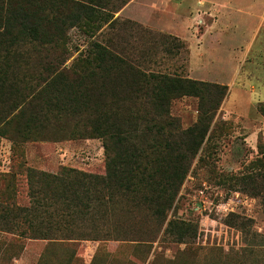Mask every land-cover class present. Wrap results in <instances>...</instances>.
Wrapping results in <instances>:
<instances>
[{
    "label": "trees",
    "instance_id": "16d2710c",
    "mask_svg": "<svg viewBox=\"0 0 264 264\" xmlns=\"http://www.w3.org/2000/svg\"><path fill=\"white\" fill-rule=\"evenodd\" d=\"M130 1L0 0V138L37 142L63 128L72 140H100L105 154L104 175L28 169L30 207L22 209L13 177H0V222L20 239L132 242L145 254L161 232L173 243L196 239L194 225L168 217L214 133L226 87L144 71L99 41ZM72 30L85 38V49H71ZM184 97L197 100L199 114L186 129L171 114ZM240 183L255 197L264 191V178ZM243 220L227 222L245 237L236 253L258 261L264 236L245 231Z\"/></svg>",
    "mask_w": 264,
    "mask_h": 264
},
{
    "label": "rangeland",
    "instance_id": "374dc122",
    "mask_svg": "<svg viewBox=\"0 0 264 264\" xmlns=\"http://www.w3.org/2000/svg\"><path fill=\"white\" fill-rule=\"evenodd\" d=\"M215 1L226 6L217 9ZM131 2L114 14L112 26L97 34L99 41L122 51L144 71L226 87L212 124L214 133L203 143L168 217L194 225L196 239L178 244L161 232L145 254L143 246L132 242L50 244L20 239L7 230L9 222L1 221L0 264H264V254L257 261L236 253L244 236L227 224L242 218L245 231L264 236V191L255 197L250 186L246 192L240 183L241 177L264 178V0ZM185 29L192 34L181 37ZM215 30L226 32L229 43L236 45L215 47ZM70 38L72 50L85 49L80 32L72 30ZM171 114L186 129L198 118V102L181 98ZM64 131L54 128V136L43 141L15 145L0 138V177H13L19 208L30 207L28 169L105 174L102 142L72 140Z\"/></svg>",
    "mask_w": 264,
    "mask_h": 264
},
{
    "label": "crops",
    "instance_id": "0c3cea01",
    "mask_svg": "<svg viewBox=\"0 0 264 264\" xmlns=\"http://www.w3.org/2000/svg\"><path fill=\"white\" fill-rule=\"evenodd\" d=\"M159 1V0H158ZM131 3H140V0H132V2ZM196 6V5H195ZM214 5H212V7H213ZM215 6L217 7V9H218V6H226V4H225V2H219V1H215ZM210 16H212V14H210ZM210 18H213V17H210ZM215 24H216V19H215ZM165 28H167L168 30L169 29H173V30H175L176 29V25H166V26H164ZM209 30H211V29H209ZM177 33H178V31H177ZM182 34H180V33H178V34H180L181 35V37H182V35L184 34V37H187V36H189V35H191L192 33H190V31L189 30H187V29H185L184 31H182L181 32ZM226 34V32H223V31H218V30H215V37H214V41H215V47H219V46H221L222 44L223 45H225V44H228L229 46L230 45H236V43H233V44H231V43H229V37H230V35H225ZM234 38H236V37H234ZM213 39V38H212ZM224 40H225V42H224Z\"/></svg>",
    "mask_w": 264,
    "mask_h": 264
}]
</instances>
